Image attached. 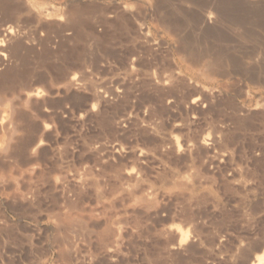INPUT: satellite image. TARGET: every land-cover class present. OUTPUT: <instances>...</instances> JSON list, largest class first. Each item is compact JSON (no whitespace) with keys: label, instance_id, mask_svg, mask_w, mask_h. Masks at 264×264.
I'll return each instance as SVG.
<instances>
[{"label":"rangeland","instance_id":"374dc122","mask_svg":"<svg viewBox=\"0 0 264 264\" xmlns=\"http://www.w3.org/2000/svg\"><path fill=\"white\" fill-rule=\"evenodd\" d=\"M0 264H264V0H0Z\"/></svg>","mask_w":264,"mask_h":264},{"label":"bare ground","instance_id":"6f19581e","mask_svg":"<svg viewBox=\"0 0 264 264\" xmlns=\"http://www.w3.org/2000/svg\"><path fill=\"white\" fill-rule=\"evenodd\" d=\"M204 20H206V22H209V24L210 23H212L213 22V16L212 15H208V16H206V19H204ZM204 23V22H203ZM217 74V73H216ZM255 262V261H254Z\"/></svg>","mask_w":264,"mask_h":264}]
</instances>
